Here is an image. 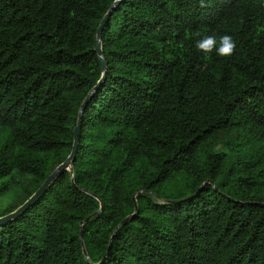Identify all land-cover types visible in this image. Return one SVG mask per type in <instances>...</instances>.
<instances>
[{
	"label": "trees",
	"instance_id": "obj_1",
	"mask_svg": "<svg viewBox=\"0 0 264 264\" xmlns=\"http://www.w3.org/2000/svg\"><path fill=\"white\" fill-rule=\"evenodd\" d=\"M113 1L0 0V179L26 177L0 216L69 154ZM204 2L116 6L72 176L0 225V264H264V0ZM195 32L235 53L205 56Z\"/></svg>",
	"mask_w": 264,
	"mask_h": 264
},
{
	"label": "water",
	"instance_id": "obj_2",
	"mask_svg": "<svg viewBox=\"0 0 264 264\" xmlns=\"http://www.w3.org/2000/svg\"><path fill=\"white\" fill-rule=\"evenodd\" d=\"M120 1L121 0H114L111 3V5L109 6L108 10L103 15V17L101 18V20L99 21V24L97 26L96 40H95V50H96L97 55H98V60H99V64H100V69L102 71V75L100 76V78L98 79L96 84L92 87V89L88 92V94L85 96V98L83 99L82 103L79 106L77 121H76V124H75V126L73 128V141H72V146H71V150H70L69 154L67 155V157L65 158V160L63 162L58 164L48 174V176L36 188V190L29 196V198H27L21 205H19L13 211L0 216V225H3L7 221L16 218L17 216L21 215L25 210H27V208L29 206H31L33 203H35L43 195V193L46 191L48 186L53 182V180L62 171L68 170L70 172L71 176H72L71 161H72V159H73V157H74V155L76 153L77 145H78V142H79L80 121H81V117H82V113H83L84 107H85L86 103L88 102L89 98L91 97V95L93 94V92L97 90V88L101 85L102 81L105 78L106 66H105V60H104V57H103V52H102V49H101V32H102L103 26L105 25L106 21L111 16V14L113 13V11L116 8V6L120 3ZM72 182H73V179H72ZM204 183L201 184V186L198 188V190L196 192H198L201 189V187H202V185ZM193 196H194V194H190L186 198H190V197H193ZM186 198L180 199V200H170V202L171 203H175V202H179V201L185 200ZM101 209H102V206H100L99 210H101ZM90 218H91V215L87 216L84 220H82L80 222V225H82L83 223L88 221ZM127 218H128V216H126L123 219V221L126 220ZM109 247H110V244L107 247V251H108ZM83 252L86 255L85 250Z\"/></svg>",
	"mask_w": 264,
	"mask_h": 264
},
{
	"label": "clouds",
	"instance_id": "obj_3",
	"mask_svg": "<svg viewBox=\"0 0 264 264\" xmlns=\"http://www.w3.org/2000/svg\"><path fill=\"white\" fill-rule=\"evenodd\" d=\"M200 3L201 7L205 6L204 0H200ZM193 35L197 37L195 41L197 50L205 56L214 53L220 57H230L235 53L236 43L228 34L217 36L215 33L202 35L200 32H195Z\"/></svg>",
	"mask_w": 264,
	"mask_h": 264
},
{
	"label": "rangeland",
	"instance_id": "obj_4",
	"mask_svg": "<svg viewBox=\"0 0 264 264\" xmlns=\"http://www.w3.org/2000/svg\"><path fill=\"white\" fill-rule=\"evenodd\" d=\"M222 150L225 151V147L222 144L218 145L217 150ZM7 181L9 182V187L8 189L0 196V211L8 206L11 203H17L21 199V184L23 181L26 180V177H20L19 175H14L10 176L9 178H2L0 179V183L2 181ZM178 190H171L170 193L172 194L171 197H175L177 195Z\"/></svg>",
	"mask_w": 264,
	"mask_h": 264
}]
</instances>
